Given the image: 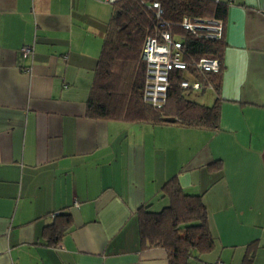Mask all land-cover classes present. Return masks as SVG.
<instances>
[{
	"label": "crops",
	"instance_id": "obj_1",
	"mask_svg": "<svg viewBox=\"0 0 264 264\" xmlns=\"http://www.w3.org/2000/svg\"><path fill=\"white\" fill-rule=\"evenodd\" d=\"M111 1L0 0V264H168L140 248L136 211L165 205L173 176L214 238L191 264H264V0H214L227 4L216 131L86 116Z\"/></svg>",
	"mask_w": 264,
	"mask_h": 264
},
{
	"label": "trees",
	"instance_id": "obj_2",
	"mask_svg": "<svg viewBox=\"0 0 264 264\" xmlns=\"http://www.w3.org/2000/svg\"><path fill=\"white\" fill-rule=\"evenodd\" d=\"M153 2H158L162 9L159 17L156 10L150 8ZM111 4L86 102V116L92 120L177 124L216 131L220 126L224 32L219 38L199 39L183 30L180 22L184 17L209 18L220 21L225 28L227 4L214 0H113ZM164 30L182 36V58L186 63L207 57L218 59L220 66L217 72L204 73L192 65L174 69L165 102L155 107L144 99L146 63L142 49L147 37H158ZM182 80L198 81L199 90L211 88L217 96L215 101L205 105L191 99L189 92L199 90L182 89ZM166 117L174 118V122H166ZM163 198L167 203L157 210L148 203L136 211L140 248L163 249L168 264L200 261L214 246L200 195L185 192L173 176L160 189L158 199ZM69 227L70 214L55 213L54 221L44 227L45 243L56 245Z\"/></svg>",
	"mask_w": 264,
	"mask_h": 264
},
{
	"label": "built area",
	"instance_id": "obj_3",
	"mask_svg": "<svg viewBox=\"0 0 264 264\" xmlns=\"http://www.w3.org/2000/svg\"><path fill=\"white\" fill-rule=\"evenodd\" d=\"M150 8L156 10V16L162 14V9L158 2H153ZM180 27L199 39L219 38L224 32L222 23L209 18H188L184 17L180 22ZM182 36H176L170 30H164L158 37H147L142 49V58L146 63V81L144 87V99L155 107H160L166 99L171 72L174 69H186L190 65L201 73L217 72L219 60L215 58L203 57L192 63H186L183 58ZM32 45H25L21 52L29 57L32 54ZM182 89L191 88L199 90L201 85L198 81L182 80ZM217 264H223L217 262Z\"/></svg>",
	"mask_w": 264,
	"mask_h": 264
},
{
	"label": "rangeland",
	"instance_id": "obj_4",
	"mask_svg": "<svg viewBox=\"0 0 264 264\" xmlns=\"http://www.w3.org/2000/svg\"><path fill=\"white\" fill-rule=\"evenodd\" d=\"M204 92H206V91H204ZM204 92L202 90L195 91V92L191 91V92H189V94H190L189 96H190L191 99H194V100H196L198 102H205L206 103V102H208L206 100H207L208 95H209L210 92H207V93L203 94ZM210 104H212V103H210Z\"/></svg>",
	"mask_w": 264,
	"mask_h": 264
},
{
	"label": "water",
	"instance_id": "obj_5",
	"mask_svg": "<svg viewBox=\"0 0 264 264\" xmlns=\"http://www.w3.org/2000/svg\"><path fill=\"white\" fill-rule=\"evenodd\" d=\"M164 120L166 122H174V118H172V117H166V118H164Z\"/></svg>",
	"mask_w": 264,
	"mask_h": 264
}]
</instances>
